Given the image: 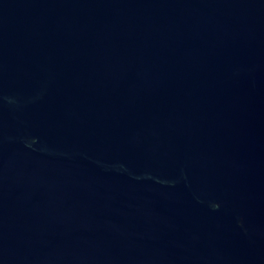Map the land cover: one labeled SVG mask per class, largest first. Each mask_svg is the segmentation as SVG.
<instances>
[{
  "label": "water",
  "instance_id": "1",
  "mask_svg": "<svg viewBox=\"0 0 264 264\" xmlns=\"http://www.w3.org/2000/svg\"><path fill=\"white\" fill-rule=\"evenodd\" d=\"M0 264H264V0H0Z\"/></svg>",
  "mask_w": 264,
  "mask_h": 264
}]
</instances>
